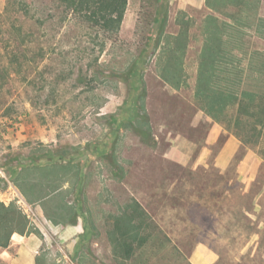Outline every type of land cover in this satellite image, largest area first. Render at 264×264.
<instances>
[{"label": "rangeland", "instance_id": "obj_1", "mask_svg": "<svg viewBox=\"0 0 264 264\" xmlns=\"http://www.w3.org/2000/svg\"><path fill=\"white\" fill-rule=\"evenodd\" d=\"M207 15L224 26V48L245 74L263 78L264 0H128L116 37L57 0H0V73L10 74L1 95V186L31 162L52 170L41 186L61 185L44 206L23 202L41 239L36 264H183L166 243L150 246L163 232L187 258L202 239L220 243L222 264L237 262L241 250L247 264H264V161L239 144L224 169L212 165L223 135L206 143L211 117L194 95ZM182 27L177 89L155 62L165 34ZM141 114L144 135L135 123ZM132 199L161 232L125 259L111 235ZM49 214L63 222L51 225Z\"/></svg>", "mask_w": 264, "mask_h": 264}, {"label": "trees", "instance_id": "obj_2", "mask_svg": "<svg viewBox=\"0 0 264 264\" xmlns=\"http://www.w3.org/2000/svg\"><path fill=\"white\" fill-rule=\"evenodd\" d=\"M57 1L65 9L71 10L88 27H98L103 32H109L111 36L115 37L120 29L128 2V0ZM237 1L207 0V3L213 5L216 2L223 5ZM183 22L184 20H182ZM224 30V26H221L213 15H209L205 19L202 28L204 40L199 53L194 95L200 100L202 110L213 120L223 121L225 128L240 141L239 150L247 147L253 148L264 161V83L261 84L264 77L261 78L258 72L245 74L243 66L239 64L240 60H236L235 55L224 48L223 35L226 34ZM162 33L163 29H161L159 39ZM186 41L184 27L176 34H165L164 42L158 52L159 56L155 62L159 77L177 89L184 82L182 63L187 47ZM232 47L236 48L237 45L234 44ZM230 54L232 55L231 59ZM4 70L6 71L5 68ZM9 75L7 71L3 75L0 73V108L7 103V100L1 95H3L2 88L7 83ZM248 79L251 82L249 84H247ZM260 88L263 89L259 90ZM144 95V88L139 89L137 97L143 99ZM145 117L146 115L141 114L138 117L139 120H135L137 129L142 135L146 134L143 125L146 127L145 129L149 125V120ZM48 166L49 164L46 163L31 162L21 168L15 177L14 184L29 202L41 201L44 206V203H50L54 193L61 189V185L50 187L48 184L46 189L41 186L42 183L51 181L44 177L50 175L48 173L52 171L48 169ZM223 179L224 177L222 182ZM126 207L119 216V221L111 236L113 246L116 248L114 250L116 256L128 259L136 256L137 250L154 237L153 231H159V229L136 199H132ZM25 231H33L27 214L14 202L5 204L0 201V248L8 245L13 232L24 233ZM142 232L146 234L144 235ZM161 235L164 238L160 237L158 242L149 243L150 246L155 247L157 243L163 246L166 243L165 250L171 256L183 264H191L186 252L172 243L167 233L163 232ZM148 260L146 261L148 262Z\"/></svg>", "mask_w": 264, "mask_h": 264}, {"label": "crops", "instance_id": "obj_3", "mask_svg": "<svg viewBox=\"0 0 264 264\" xmlns=\"http://www.w3.org/2000/svg\"><path fill=\"white\" fill-rule=\"evenodd\" d=\"M210 130H208L206 143L214 146L221 135H223V141L221 149L217 152V154L212 155V165L218 167L219 169H224L231 161L235 148L241 144L240 141L225 128L222 123H218L216 120L208 119ZM211 148V147H210ZM250 155V152H247L243 158H247ZM261 162L263 160L261 159ZM222 171V170H221ZM239 171L241 172V168L239 167ZM8 184L4 185V187H0V201L5 204L10 202H14L22 211L24 204H29L34 206L35 204H41L40 202H29L25 199V196L19 190L18 187L12 182V180L7 178ZM25 202V203H22ZM30 219V216L27 214ZM48 220V223L59 224L62 219H56L50 216H45ZM44 218V217H43ZM44 219V220H46ZM46 220V221H47ZM33 223L32 220H30ZM199 234L201 232L198 231ZM41 246V239L38 232L34 231H25L24 233L13 232L10 236L9 243L6 247L0 248V263L1 264H36L38 262L37 255L39 254ZM220 243L215 245H209L202 241V239H198L194 244L189 253V262L191 264H222L221 263V251H220ZM181 248V245L178 246ZM246 252L242 250L237 254L234 253L235 262L234 264H247L242 260V256L245 255ZM256 256L259 255V252L255 251ZM252 254V255H254Z\"/></svg>", "mask_w": 264, "mask_h": 264}, {"label": "built area", "instance_id": "obj_4", "mask_svg": "<svg viewBox=\"0 0 264 264\" xmlns=\"http://www.w3.org/2000/svg\"><path fill=\"white\" fill-rule=\"evenodd\" d=\"M0 177H3V178L6 179V177H5V175H4V172H3L2 168H0ZM22 203H23V202H22Z\"/></svg>", "mask_w": 264, "mask_h": 264}]
</instances>
